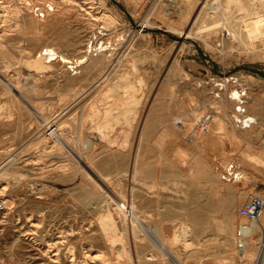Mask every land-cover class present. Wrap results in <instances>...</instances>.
Instances as JSON below:
<instances>
[{"label": "rangeland", "instance_id": "374dc122", "mask_svg": "<svg viewBox=\"0 0 264 264\" xmlns=\"http://www.w3.org/2000/svg\"><path fill=\"white\" fill-rule=\"evenodd\" d=\"M220 1L0 0V39L3 42H0V74L13 83L18 80L35 82L42 96L46 94L40 109L43 113L46 111L47 119L65 105L68 108L70 98L63 96L68 89V79L81 72L79 65L72 69L69 63L63 64L59 52L79 55L86 49V43L92 42L98 47L102 42L106 46L105 64L94 69L89 79L98 77L99 70H105L102 77H106L105 81L119 75L130 78L131 82L125 83L128 86L120 90L124 100L126 96L132 97V100L121 102L116 113L106 118L105 110L96 113L101 108L96 110L92 106L88 114L94 122H101L97 130L95 123L89 127L90 121L78 125V117L75 118L77 128H63L66 138L74 143L77 141V149H85V156L95 169L105 178L109 176L106 179L109 193L102 182L97 179L94 182L95 176L87 173L92 176L89 183L84 166L64 141L53 143L50 134L46 133L48 142L33 144L34 133L38 134L46 127L44 120H36L25 109L20 115V128L16 109L9 119L0 118V200H7L0 208V264H70V258H84L88 243L100 251L103 248L100 256L108 258V264L112 261V264H177L153 243L151 230L157 232L158 228L180 264H251L239 254L238 245L230 237L226 238L228 233L221 227V221H232L234 232L239 222H246L237 212L238 205L249 192L264 193V154L259 158L257 155L258 151L264 153V124L256 126L254 122L249 127H237L223 116L222 109L224 106L230 115L235 105L229 99L230 90L244 88L245 97L249 99L247 110L252 115L256 111L264 116V108L263 113H259V108L250 106L251 98L256 95L260 106L264 107V39L258 37L257 23L235 24L239 20L225 17L222 4L234 5L240 0ZM256 1L261 3V0ZM212 3L216 6L215 13L209 5ZM102 10L110 13L109 19H96ZM46 48H57L59 55H51L50 59L41 55L45 62L43 70H34L24 62L36 60L38 53ZM74 70L76 72L72 73ZM88 81L74 85L76 90L82 91L74 102L76 116L93 100L86 94L91 82ZM7 90L0 80V105H8L7 99L14 96L13 90ZM204 111H213V116L222 119L227 128L234 129L239 136L231 138L221 131L215 133L216 143L203 147V141L210 137V121L199 136H191L190 131ZM102 117L107 123L106 129L99 120ZM78 134L92 138L91 144L83 148ZM113 137L119 139L120 146L117 143L106 146L108 138ZM22 146L26 148L22 149ZM231 161L242 167L243 176L238 180L222 176L223 169ZM99 162L103 164L100 166ZM80 174H84L83 177ZM103 189L109 196L107 201L102 198ZM116 192L126 202L123 210L113 208L119 202ZM133 200L135 207H131ZM104 203L111 205L110 208L113 206V215L119 220L118 228L123 241L129 245L131 259L123 258L125 255L113 258L119 240L112 249L114 254L109 250L100 221L96 220L99 213L105 212ZM133 208L137 221L131 216ZM193 212H199L200 218H194ZM185 226L188 227L186 233ZM136 232L137 235L133 234ZM255 237H259L256 244L260 238L264 240L262 230L255 233ZM148 252L152 257V254L157 256L148 259ZM257 263L258 260L254 264Z\"/></svg>", "mask_w": 264, "mask_h": 264}, {"label": "bare ground", "instance_id": "6f19581e", "mask_svg": "<svg viewBox=\"0 0 264 264\" xmlns=\"http://www.w3.org/2000/svg\"><path fill=\"white\" fill-rule=\"evenodd\" d=\"M220 1V0H219ZM225 1V0H224ZM238 1V0H237ZM249 3H247V2ZM222 2V0L220 1V3ZM216 3V2H215ZM259 4V5H258ZM257 4V1L256 0H240L238 3H235L234 5H232V4H230V3H226V2H224L223 4H222V6H223V11H224V15H225V17L228 19V20H239V21H237L235 24H238V23H241V22H245V23H257V27H258V30H256V31H258V37L260 38H262V39H264V0H261V3H258ZM7 5V4H6ZM10 5V4H9ZM210 5V8H212L213 9V11L215 10L214 8L216 7L215 6V4H209ZM215 6V7H214ZM5 7V6H4ZM3 7V8H4ZM6 8V7H5ZM2 9V8H1ZM11 11V10H10ZM214 13H215V11H214ZM1 14V13H0ZM93 15V14H92ZM262 16V17H261ZM93 17H95V16H93ZM109 17H110V13L108 12V11H106V10H102V11H100V14L98 15L97 14V18L96 19H102V21H104V20H107V19H109ZM261 17V18H260ZM110 19H112V16H111V18ZM114 19V18H113ZM261 19V20H260ZM260 20V21H259ZM109 21V20H108ZM227 21V20H226ZM259 21V22H258ZM105 23V22H104ZM108 24V23H107ZM258 24H260V27L258 26ZM242 30V29H241ZM245 30V29H244ZM248 30V29H247ZM2 31V30H1ZM246 31V30H245ZM2 33V32H1ZM234 33V32H233ZM248 35H249V33H247ZM1 36H2V34H0ZM252 35V34H251ZM244 38H246V37H244ZM249 38V37H248ZM64 39H66V38H64ZM68 39V38H67ZM66 39V40H67ZM247 39V38H246ZM251 39V38H250ZM63 40V39H62ZM90 41V40H89ZM0 42H2L1 41V39H0ZM248 42V41H247ZM3 43V42H2ZM1 43V44H2ZM245 44H247L246 42H244ZM251 44V43H250ZM88 46V47H87ZM247 46H248V44H247ZM49 47H51L50 45H49ZM49 47H47V48H49ZM84 47H86V49L84 50V52L82 53L81 51V54H79V55H74V56H70V55H68V54H62V53H60L59 52V54H61L60 56H61V59H62V62H63V64H66V63H69L68 64V66H71L72 67V69H74V66H76L77 67V65H79V66H81V72H79V74H76V75H71V77H69V83L67 84V86H68V89H67V91L63 94V96H67L68 98H70L69 100H70V102H69V106H68V108H67V106L65 105L64 107H62L61 108V110L57 113V114H55L51 119H47V117L44 115V113L46 112H44L43 113V111L40 109V103L42 102V100H43V96H46V94L45 95H43L42 96V93L40 92V89H39V87H38V85L35 83V82H31V81H22L21 82V80H18V82L17 83H13V82H11V81H9V80H5V78H3V75H1L0 74V80H2V83L4 84V88L6 87L8 90L7 91H10V90H13V94H14V96L9 100V99H7V101H8V105H5V103L4 104H2V105H0V118L1 119H4V120H7V119H9L10 117H11V115L14 113V110L16 109L17 111H18V114H19V118H17L18 120V127L20 128L21 126V117H20V115H22L21 113L24 111V109L25 110H27L30 114H32L33 115V117L36 119V120H38V121H40V119L43 121V126L45 125L46 127H45V129L43 128V130L42 131H40L38 134L37 133H34V134H36L34 137H33V140H34V142H33V144H35V143H39L40 141L42 142V144L45 142H48L47 141V137H49L50 136V138H52L53 140H54V142L53 143H55L56 142V144L57 143H59V141H64L65 143H66V145L68 146V148H70L71 150H72V152H73V154L75 155V158L77 159V161H79L80 163H81V166L83 165L84 166V168H83V170L84 171H86V173H84L85 174V177H87V179L89 180V183H91V180H90V178L94 175L95 176V179H93V181L95 182V180L97 179L98 181H100V182H102L103 183V185L102 186H104V188H105V190L107 191V189L109 190V185H108V183H106L107 181H106V179H108V177L107 178H105V176H103V175H101L96 169H95V167L92 165V163L87 159V154L83 151V150H85V149H83V150H81L80 148H78L77 149V147L75 146L76 144V142L74 143L70 138H66V137H68L66 134H64L63 133V128H65L64 126H67L68 128H70V129H74V128H77L76 126H75V118L76 117H78V125H82V123H85V122H89L90 121V123H89V127L91 128V126L93 127V125L92 124H94L95 123V128H96V130L98 129V127L99 126H101L100 124H101V122L100 121H98V122H94L93 121V119L90 117V115L88 114V110L90 109V108H92V106L93 107H96V110L97 109H99V108H101L100 110H98V111H96V113L98 112H100L101 113V111H103V110H105V112L103 113L104 114V117L106 118V117H108L109 115H112V114H114V113H116V111H115V109L117 110V108H119L118 107V105L122 102V103H124V101L125 102H127V101H129V100H132V97L131 96H126V98H125V100L123 99V94L124 93H121V90H120V88L121 87H126V86H128L127 84L125 85V83L127 82V83H130L131 82V79L130 78H126L125 76H122V75H119V76H117L118 78H116V79H114V80H111V81H105V78H102L103 77V74H105V70H99V75H97L98 77H96L95 79H89L90 78V76H91V74L93 73V70L95 69H97V67L98 66H101V64L102 63H104V58H105V56H106V52L104 51V48L106 47L105 45H103V43L101 42L100 44H99V46L97 47V46H95L92 42L91 43H86V46H84ZM251 47V46H250ZM46 48V50H44L43 52H39L38 53V55H39V57L37 56V59L36 60H27V61H24L28 66H32L33 67V69L35 68L37 71H41V70H43L42 69V67L43 66H45L44 65V61H43V57H48L49 59L51 58L50 56L51 55H59L58 54V52H57V48L56 49H54V50H52V49H47ZM3 49V48H2ZM43 49V48H42ZM42 51V50H41ZM95 51V52H94ZM93 54H95V55H93ZM41 55H43V57H41ZM108 59V58H107ZM23 62V63H24ZM48 63H49V61H48ZM105 64V63H104ZM26 65V66H27ZM47 65V64H46ZM67 66V65H66ZM75 67V68H76ZM104 67V66H103ZM34 69V70H35ZM47 69V68H46ZM105 69V68H104ZM15 70V69H14ZM24 70V69H23ZM107 70V69H106ZM70 71V70H69ZM76 72V70H74L72 73H75ZM36 73V72H35ZM3 74V73H2ZM68 74H70V73H68ZM115 74V73H114ZM38 75V74H37ZM41 75H42V73H41ZM248 75H252L251 73H248ZM29 76V75H28ZM35 76H36V74H35ZM40 77V76H39ZM22 78V77H21ZM36 78V77H35ZM65 79H66V77H64ZM112 78H114V77H112ZM8 79V78H7ZM11 79V78H10ZM87 80H89L88 82H90V84H88V86L87 87H89V90H88V92L86 93V94H88V96L89 97H93V100H91L89 103H88V105H87V108L86 109H84L83 111H80L81 113L80 114H78L79 116H76V114H75V106H74V102H76V100H78L77 98H78V96H79V94H81V92L82 91H79V90H76V88L74 87V85L76 84V83H79V82H82V84H84L83 82H87ZM38 82V81H37ZM77 85V84H76ZM78 86H81V84L80 85H78ZM84 89V86H83V88H82V90ZM15 90V91H14ZM6 91V92H7ZM45 91V90H44ZM231 94H230V98L229 99H231V101L235 104L236 103V101H237V98L235 97L236 96V94H238L237 92H238V89L237 88H235V87H233L231 90ZM12 93V92H11ZM127 95H128V93H126ZM233 94V95H232ZM59 95V94H58ZM220 95V94H219ZM10 96V95H9ZM62 96V95H61ZM48 97V96H47ZM58 97V96H57ZM60 97V96H59ZM46 98V97H45ZM248 98V97H247ZM47 99V98H46ZM83 99V98H82ZM207 99V98H206ZM58 100V99H57ZM65 100V99H64ZM45 101V100H44ZM53 101H55V100H53ZM88 101H89V99H88ZM225 101V100H224ZM78 102V101H77ZM117 102V103H116ZM144 102V101H143ZM220 102H221V100H220ZM47 104H48V102H46ZM65 103V102H64ZM79 103V102H78ZM83 103V102H82ZM203 103V102H202ZM246 103L248 104L249 103V99H246ZM7 104V103H6ZM86 104V103H85ZM127 104H129V103H127ZM130 104H132V103H130ZM216 104V103H215ZM79 106V105H78ZM215 106V105H214ZM221 106V105H220ZM250 106L252 107V106H254V109H258L259 108V113H263V112H261V111H263V108L264 107H262V106H260V100L257 98V96L255 95V96H253L252 98H251V101H250ZM250 106H248L249 107V109H250ZM79 107H81V103H80V106ZM83 107V106H82ZM217 107V106H216ZM77 108V107H76ZM85 108V107H84ZM218 108H220V107H218ZM54 109V108H53ZM217 109V108H216ZM15 110V111H16ZM44 110V109H43ZM78 110V109H77ZM223 116L224 117H226L228 120H229V122L233 125V123H232V121H231V119H230V115H229V111L223 106ZM251 111H253L252 109H251ZM202 112V111H201ZM205 112V111H204ZM203 112V113H204ZM47 113H49V112H47ZM253 115H254V122H255V124H256V126H262L261 124H264V116H263V114H257V112L256 111H253ZM28 114V113H27ZM194 114V113H193ZM197 114H199V112L198 113H196L195 115L197 116ZM24 115V114H23ZM47 115V114H46ZM49 115V114H48ZM53 115V114H52ZM51 115V116H52ZM73 115V116H72ZM14 116V115H13ZM195 116V118H197ZM97 117V116H96ZM104 117H102V118H100L99 120H102V124H103V126H105L104 128L106 129L107 128V123L105 124L104 123V121H103V119L105 120V118ZM26 118V117H25ZM72 118V119H71ZM14 119V118H13ZM35 119L33 120V121H35ZM77 119V118H76ZM98 119V118H97ZM198 119V118H197ZM29 120H32V117H31V119L29 118ZM17 121H16V124H17ZM210 121V137L209 138H207L205 141H203V147H207V146H211L212 145V143H214L215 142V140L217 141V138H215L216 136V134L215 133H218V132H221V131H224L227 135H229V137H231V138H233V137H237V136H239L238 135V133H237V131H235L234 129H229V128H227V125H226V123H224L223 121H222V119H219L217 116H213L212 115V117H211V119L209 120ZM228 122V121H227ZM253 122V123H254ZM41 123V122H40ZM189 123H190V121H189ZM209 123V122H208ZM30 125V124H29ZM80 125V126H81ZM17 126H16V128H17ZM80 126H78L79 127V130L81 129L80 128ZM250 126V125H249ZM248 126V127H249ZM40 127V126H39ZM19 128H18V130L17 131H20L19 130ZM38 128V127H37ZM41 128V127H40ZM39 128V129H40ZM83 128V127H82ZM87 128V127H86ZM90 128H89V130H90ZM39 131V130H38ZM69 131V130H68ZM87 132V131H86ZM46 133H49L50 135L48 136ZM89 133V132H88ZM87 133V134H88ZM18 134V133H17ZM19 134H20V132H19ZM141 134V133H140ZM179 134V133H178ZM201 134V133H200ZM199 134V135H200ZM16 135V134H15ZM69 135V134H68ZM71 135H74V134H72L71 133ZM79 135V134H78ZM91 135V134H90ZM191 135V134H190ZM199 135H197V136H199ZM70 136V135H69ZM75 136V135H74ZM139 136V135H138ZM192 136V135H191ZM197 136H195V137H197ZM16 137H17V135H16ZM76 137V136H75ZM75 137H73V138H75ZM179 137V136H178ZM177 137V138H178ZM190 137V136H189ZM194 137V136H193ZM72 138V139H73ZM139 138V137H138ZM18 139H19V137H18ZM29 139V138H28ZM27 139V140H28ZM79 139L80 140H78L80 143H81V145L83 146V148L84 147H88L91 143L90 142H92V138H89V137H83L82 136V134H80L79 135ZM26 140V141H27ZM33 140H30V141H33ZM75 140H77V138L75 139ZM197 140V139H196ZM29 142V141H28ZM40 142V143H41ZM79 142H78V145H79ZM226 142V141H225ZM239 142V141H238ZM26 143V142H25ZM30 143H32V142H30ZM61 143V142H60ZM105 143H107L106 144V146L108 145V144H114V143H117V144H119V146L121 145V143L119 142V139L118 138H116V137H113V138H108V141L107 142H105ZM138 143V142H137ZM164 143V142H163ZM216 143V142H215ZM29 144V143H28ZM28 144H26V146H28ZM62 144V143H61ZM61 144H59V145H61ZM18 145V144H17ZM32 145V144H31ZM30 145V146H31ZM103 145V144H102ZM133 145V144H132ZM198 145V144H197ZM218 145V144H217ZM220 145V144H219ZM21 146V145H20ZM33 146V145H32ZM55 146V145H54ZM62 146V145H61ZM118 146V145H117ZM64 147H65V145H64ZM136 147V146H135ZM216 147V146H215ZM218 147V146H217ZM24 148H26L25 146H22V149H24ZM28 148H29V146H28ZM43 148V147H42ZM111 148V147H110ZM114 148V147H113ZM162 148V147H161ZM11 149V148H10ZM44 149V148H43ZM42 149V150H43ZM59 149V148H58ZM106 149H107V147H106ZM116 149V148H115ZM118 149V148H117ZM219 149V148H218ZM229 149V148H228ZM12 150V149H11ZM10 150V151H11ZM13 150H16L15 148H13ZM28 150V149H27ZM68 150V149H67ZM92 150H95L94 148H92ZM103 150V149H102ZM160 150V149H159ZM174 150V149H173ZM26 151V150H25ZM45 151V150H44ZM55 151V150H54ZM57 151V150H56ZM68 151H70V150H68ZM87 151V150H86ZM138 151V150H137ZM217 151V150H216ZM67 152V151H66ZM71 152V151H70ZM84 152V153H83ZM99 152H102V151H99ZM161 152V151H160ZM163 152V151H162ZM35 153V152H34ZM49 153V152H48ZM108 153V152H107ZM114 153V152H113ZM135 153V152H134ZM18 154H19V152H18ZM23 154V153H22ZM63 154V153H62ZM72 154V153H71ZM85 154H86V156H85ZM93 154H94V152H93ZM162 154V153H161ZM263 154L264 153H262L261 151H258L257 152V155H258V158L261 156H263ZM24 155V154H23ZM59 155H61V150H60V154ZM64 155H66V154H64ZM69 155V154H68ZM101 155V154H100ZM38 156V155H37ZM43 156V155H42ZM71 156V155H70ZM97 156V155H96ZM221 156V155H220ZM62 157H63V155H62ZM101 157V156H100ZM103 157V156H102ZM133 157H134V155H133ZM12 158V157H11ZM37 158H39V157H37ZM73 158V157H72ZM75 158H74V160H75ZM109 158V157H108ZM223 158V157H222ZM254 158V157H253ZM62 159V158H61ZM92 159V158H91ZM103 159H105V158H103ZM151 159V158H150ZM63 160V159H62ZM67 160V159H66ZM72 160V159H71ZM95 160V159H94ZM112 160V159H111ZM65 161V160H64ZM73 161V160H72ZM76 161V162H77ZM101 161V160H100ZM105 161H107V160H105ZM105 161H102V162H105ZM109 161V160H108ZM149 161V160H148ZM184 161V160H183ZM66 162H68V161H66ZM70 162V161H69ZM95 162V161H94ZM97 162V161H96ZM101 162V163H102ZM141 162V161H140ZM70 163H72V162H70ZM100 163V162H99ZM101 163H100V166H101ZM108 163V162H107ZM59 164H61V168L63 169V165H62V163H60L59 162ZM103 164V163H102ZM109 164V163H108ZM107 164V165H108ZM69 165H71V164H69ZM69 165H65V166H69ZM73 165V164H72ZM97 165V164H96ZM99 165V164H98ZM106 165V166H107ZM132 165V164H131ZM74 166H75V164H74ZM78 167H79V164L77 165ZM73 167V166H72ZM140 167V166H139ZM71 168V167H70ZM77 168V167H76ZM81 168V167H80ZM79 168V169H80ZM101 168V167H100ZM103 168V167H102ZM131 168H133V167H131ZM65 169V168H64ZM68 169H69V167H68ZM82 169V168H81ZM80 169V170H81ZM80 170H78L79 172H80ZM108 170V169H107ZM146 170V169H145ZM147 170H148V168H147ZM76 172H78L77 170H75ZM83 171V172H84ZM102 171V170H101ZM111 171V170H110ZM130 171V170H129ZM129 171H128V173H129ZM68 172H69V170H68ZM127 172V171H126ZM67 173V172H66ZM73 173V172H72ZM81 173V172H80ZM87 173H89L90 175H92V176H88L87 175ZM111 173H112V171H111ZM117 173V172H116ZM137 173V172H136ZM8 174V173H7ZM69 174H71L70 172H69ZM83 174V175H84ZM113 174V173H112ZM125 174V173H124ZM6 175V174H5ZM77 175H79V174H77ZM81 175V174H80ZM83 175H81L82 177H83ZM107 175V174H106ZM121 175V174H120ZM138 175H139V171H138ZM93 176V177H94ZM112 176V175H111ZM117 176V175H116ZM140 176V175H139ZM70 178V177H69ZM118 178V177H117ZM73 179H75V178H73ZM77 179V178H76ZM112 179V178H111ZM115 179H116V177H115ZM78 180V179H77ZM77 180H75V181H77ZM117 180V179H116ZM119 180V179H118ZM128 180V179H127ZM147 181H148V179H147ZM113 182V181H112ZM111 182V183H112ZM131 182V181H130ZM83 183V182H82ZM96 183H97V181H96ZM120 183H122V182H120ZM145 183V182H144ZM81 184V183H80ZM79 184V185H80ZM94 184V183H93ZM98 184H99V182H98ZM97 184V185H98ZM110 184V183H109ZM78 185V184H77ZM100 185V184H99ZM111 185V184H110ZM123 185V184H122ZM134 185V184H133ZM88 186H90V185H88ZM137 186V185H136ZM160 186V185H159ZM158 186V187H159ZM4 187V186H3ZM75 187V186H74ZM91 187V186H90ZM94 187V186H93ZM100 187V186H99ZM111 188H112V186H110ZM114 187V186H113ZM72 188V187H71ZM81 188V187H80ZM85 188V187H84ZM97 188V187H96ZM128 188H130V187H127V189ZM134 188V187H133ZM141 188V187H140ZM75 189V188H74ZM73 189V190H74ZM77 189H78V187H77ZM91 189V188H90ZM102 189V188H101ZM72 190V191H73ZM92 190H93V188H92ZM97 190V189H96ZM104 189L103 190H101V193H102V198H103V200H105V201H107V199H108V194H107V192L105 191ZM115 190V189H114ZM121 190H124V189H121ZM132 190V189H131ZM134 190V189H133ZM94 191V190H93ZM160 191V190H159ZM77 192H78V190H77ZM81 192V191H80ZM85 192V191H84ZM83 192V193H84ZM113 192V191H112ZM124 192V191H123ZM132 192H135V190L134 191H132ZM143 192V191H142ZM79 193V192H78ZM95 193H96V191H95ZM98 193V192H97ZM109 193V192H108ZM114 193V192H113ZM119 193V192H118ZM94 194V193H93ZM116 194H117V192H116ZM115 194V195H116ZM120 194V193H119ZM119 194H117L118 196H117V200L119 201L118 203L116 202L115 204H116V206L115 207H113V208H115V210H121L122 208H123V206H124V204H126V202H125V200H123V197L122 196H120ZM125 194V193H124ZM128 194H132V193H128ZM127 194V195H128ZM134 194V193H133ZM155 194V193H154ZM110 195V194H109ZM134 195H136V194H134ZM148 195V194H147ZM146 195V196H147ZM83 196V195H82ZM81 196V197H82ZM120 196V197H119ZM124 196V195H123ZM143 196V195H142ZM151 196V195H150ZM76 197V196H75ZM74 197V198H75ZM122 197V198H121ZM113 198V197H112ZM132 198V197H131ZM77 199V198H76ZM233 199V198H232ZM231 199V200H232ZM86 200V199H85ZM90 200V199H89ZM116 200V199H115ZM127 200V199H126ZM139 200V199H138ZM150 200V199H149ZM7 200H5V199H1L0 200V208L2 207V205H5L7 202H6ZM88 201V200H87ZM99 201V200H98ZM102 201V200H101ZM199 201H200V198H199ZM84 202V201H83ZM92 202V201H91ZM94 202V201H93ZM110 202V201H109ZM115 202V201H114ZM129 202V201H128ZM127 202V203H128ZM201 202V201H200ZM82 203V202H81ZM94 203H96V202H94ZM102 203H103V201H102ZM107 203V202H106ZM130 203H132L131 204V207H132V205H133V207H135V203H134V200H133V202L131 201ZM129 203V204H130ZM199 203V202H198ZM85 204V203H84ZM129 204H127V205H129ZM173 204V203H172ZM87 205V204H86ZM92 205V204H91ZM104 205L106 206V209H105V212L103 213V215H102V213H99L100 214V216H98L99 218L98 219H96V220H99L100 221V226H101V232H102V235L104 236V239H105V241H106V243L108 244V246H109V250H112L113 248H115L116 246H115V243H116V241L117 240H119V242H117L118 243V248H116L114 251L116 252V254H114V252H113V250H112V252H113V254H114V256L116 255H125V256H123V258L124 257H126V258H128V259H131L130 257H131V252H130V250H129V245H127L124 241H123V239H122V234H121V232H120V229L118 228L119 226V223H118V221L119 220H117L116 218V215H113V209H112V207L110 208V206L111 205H109V204H105L104 203ZM126 205V206H127ZM191 205V204H190ZM85 206V205H84ZM97 206H100V205H97ZM179 206H181V205H179ZM89 207H90V205H89ZM102 207V206H101ZM197 207V206H196ZM85 208H87V207H85ZM93 208L95 209V207L93 206ZM92 208V209H93ZM124 208H126V207H124ZM129 208V207H128ZM140 208V207H139ZM182 208V207H181ZM183 208H184V206H183ZM182 208V209H183ZM215 208H217V207H215ZM214 208V209H215ZM228 208V207H227ZM142 209V208H141ZM141 209H139V212H140V210ZM189 209V208H188ZM101 210V212H102V209H100ZM100 210H99V212H100ZM123 210V209H122ZM128 210V209H127ZM131 210H133V212H132V218L135 220V221H137V219H136V213L134 212V208L133 209H131ZM130 210V211H131ZM138 210V209H137ZM143 210V209H142ZM175 210V209H174ZM125 211V210H124ZM144 211V210H143ZM183 211V210H182ZM225 211V210H224ZM30 212V211H29ZM170 212V211H169ZM168 212V213H169ZM187 212V211H186ZM227 212V211H226ZM121 213V212H120ZM123 213V212H122ZM126 213V212H125ZM170 213H172V212H170ZM194 213V218H196V219H199L200 218V216H199V212H193ZM228 213V212H227ZM97 214H98V212H97ZM98 214V215H99ZM124 214V213H123ZM225 214V213H224ZM102 215V216H101ZM187 215V214H186ZM227 215V214H226ZM116 218H115V217ZM128 216V215H127ZM122 217H123V215H122ZM217 217V216H216ZM228 217V216H227ZM263 217H264V208H263V211L261 212V214H260V216L257 218V219H255V220H251V221H248L247 223H245V225L243 226V223L244 222H239L238 224H237V226L238 225H240V226H243V228H244V236L242 237V238H240V240L242 241V245L241 246H238L237 247V250H238V252H239V254L241 255V256H245L246 258H247V260L248 261H250L251 262V264H254L255 263V261L256 260H258V263L257 264H264V240H262L261 238L259 239V243L258 244H256V240H258L257 238H259V237H261V236H259V237H255V233L257 234V232L258 231H260V230H263L264 228H263V226H264V221H263ZM119 218V217H118ZM121 218V217H120ZM124 218H126V217H124ZM203 218H205V217H203ZM223 218H225V217H223ZM196 221V220H195ZM132 222V221H131ZM199 222V221H198ZM96 223H97V221H96ZM133 223V222H132ZM186 225V224H185ZM198 225V224H197ZM200 225V224H199ZM201 225H203V224H201ZM232 221H230L229 219H224L223 221H221V227L224 229V231L226 232V233H228V234H226V238L227 239H229V237L232 239V241H233V243L237 246V240H238V238H237V236H236V234H235V230H234V232H233V228H232ZM235 225V224H234ZM123 226V225H122ZM132 227V226H131ZM148 227V226H147ZM186 227V226H185ZM194 227V226H193ZM188 227H186L185 229H184V231H185V233L187 232V229ZM196 228V227H195ZM203 228V227H202ZM92 229V228H91ZM90 229V230H91ZM205 228H203V230H204ZM29 230V229H28ZM66 230H68V229H66ZM123 230V229H122ZM136 230H137V228H136ZM140 230V229H139ZM191 230V229H190ZM192 230H193V228H192ZM42 231V230H41ZM70 231H71V229H70ZM92 231V230H91ZM95 231V230H94ZM152 231V237H151V239H152V241H153V243L154 244H157L159 247H161V249H163L168 255H169V257H172V259H174L176 262H177V264H180L179 263V260L178 259H176L175 257H174V255H173V253H172V251L170 250V248L165 244V241L163 240V239H165V238H163L162 239V237H161V235H162V231H160L159 230V228L157 229V232H154L153 230H151ZM194 231V230H193ZM200 231V230H199ZM228 231H230V234H229V232ZM61 232V231H60ZM80 232V231H79ZM88 232H90V231H88ZM140 232H141V230H140ZM30 233V232H29ZM123 233V232H122ZM142 233V232H141ZM85 234V233H84ZM124 234V233H123ZM133 234H135V235H137V232L136 233H133ZM195 234V233H194ZM131 235V234H130ZM185 235V234H184ZM61 236H63V235H61ZM139 236V235H138ZM137 236V237H138ZM147 236V235H146ZM171 236V235H170ZM63 237H65V235L63 236ZM45 238V237H44ZM85 238V237H84ZM139 238H141V237H139ZM169 238V237H168ZM171 238V237H170ZM39 239H40V237H39ZM46 239V238H45ZM56 239V238H55ZM61 238H59V240H60ZM78 240V239H77ZM81 239H79V241H80ZM54 241H57V240H54ZM63 241V240H62ZM83 241V240H82ZM134 241V240H133ZM132 241V242H133ZM136 241H137V239H136ZM146 241H147V239H146ZM59 242V241H58ZM72 242V241H71ZM70 242V243H71ZM97 242H99V241H97ZM128 242V241H127ZM131 242V241H130ZM135 242V241H134ZM66 243V242H65ZM64 243V244H65ZM67 243H69V242H67ZM80 243V242H79ZM129 243V242H128ZM142 243V242H141ZM51 244V243H50ZM54 244H55V242H54ZM83 244V243H82ZM169 244V243H168ZM46 245V244H45ZM57 245V244H56ZM71 245V244H70ZM76 245V244H75ZM136 245H140V244H136ZM86 246V249H85V254H84V258H70V264H91L90 262H94V264H108V262H107V259L108 258H104V257H101L100 256V254H101V252H102V249H101V247H100V249H101V251L99 250V249H97V247L96 248H94L93 246H92V244H90V243H88V244H86L85 245ZM142 247V250H144V246L143 245H141ZM257 246V248H255ZM57 247V246H56ZM55 247V248H56ZM74 247V246H73ZM98 247H99V244H98ZM110 247H111V249H110ZM134 247V246H133ZM137 247V246H136ZM54 248V247H53ZM81 248V247H80ZM83 248H84V245H83ZM60 249V248H59ZM63 249H65V248H63ZM70 249H71V247H70ZM74 249V248H73ZM67 250V249H66ZM80 250V249H79ZM65 251V250H64ZM106 251V250H105ZM133 251V250H132ZM137 251V250H136ZM139 251V250H138ZM235 251V250H234ZM67 252H68V250H67ZM78 252V251H77ZM104 252V251H103ZM102 252V253H103ZM111 252V253H112ZM135 252V251H134ZM143 252V251H142ZM145 252H147V251H145ZM55 253V252H54ZM108 253V252H107ZM110 253V252H109ZM137 253V252H136ZM139 253V252H138ZM236 253V252H235ZM61 254V253H60ZM68 254V253H67ZM71 254V253H70ZM78 254V253H77ZM82 254V253H81ZM105 254V253H104ZM113 254H111V255H113ZM142 254H144V253H142ZM149 254V252L147 253V255ZM58 255V254H57ZM153 255V257H154V255H156V254H152ZM71 256H72V254H71ZM70 256V257H71ZM82 256V255H81ZM116 256L115 257H113V258H116ZM138 256V255H137ZM146 256V255H145ZM157 256V255H156ZM161 256V255H160ZM54 257V256H53ZM60 258H61V256H59ZM111 257V256H110ZM109 257V258H110ZM119 257V256H118ZM118 257L116 258V259H118ZM134 257H136V256H134ZM140 257V256H139ZM143 257V256H142ZM151 255H148V256H146V258H148V259H152L153 258ZM64 258V257H63ZM112 258V257H111ZM141 258V257H140ZM145 258V257H144ZM145 258V259H146ZM122 259V258H121ZM159 259V258H158ZM161 259V258H160ZM202 259V258H201ZM200 259V260H201ZM208 259V258H207ZM67 261H68V259H66ZM109 260V259H108ZM120 260V259H119ZM157 260V259H156ZM161 260H164V259H161ZM198 260V259H197ZM88 261H90V262H88ZM110 261V260H109ZM117 261V260H116ZM155 261V259L153 260V262ZM69 262V261H68ZM121 262H123V259H122V261ZM142 262V261H141ZM161 262V261H160ZM170 262V261H169ZM197 262V261H196ZM112 263H113V261H112ZM111 263V264H112ZM124 263H125V261H124ZM143 263V262H142ZM145 263V262H144ZM157 263V262H156ZM162 263H163V261H162ZM241 263V262H240ZM239 263V264H240ZM118 264V263H117ZM158 264V263H157ZM190 264V263H189ZM197 264V263H196ZM238 264V263H237ZM244 264V263H243ZM246 264V263H245Z\"/></svg>", "mask_w": 264, "mask_h": 264}, {"label": "built area", "instance_id": "2783aa9c", "mask_svg": "<svg viewBox=\"0 0 264 264\" xmlns=\"http://www.w3.org/2000/svg\"><path fill=\"white\" fill-rule=\"evenodd\" d=\"M220 89H222V87ZM237 93L238 94H236L235 96L237 98V101L230 112L231 120L237 127H248L254 122V116L247 110L245 89L238 88ZM212 114L213 111L205 112L196 120L190 131L192 136L195 137L206 129V126L211 119ZM223 170L224 171L222 173V176L227 179L238 180L243 176L242 167L239 163L236 162L231 161L227 163ZM263 208L264 193L249 192L244 201L237 207L238 214L246 219V222L243 223V226L248 221L257 219L263 211ZM243 226L238 225L235 230V234L238 238V246L242 245V241L240 240V238H242L245 233ZM262 233L264 235V229L262 230Z\"/></svg>", "mask_w": 264, "mask_h": 264}]
</instances>
